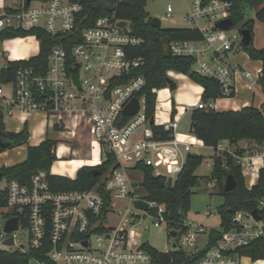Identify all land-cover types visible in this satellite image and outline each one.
I'll list each match as a JSON object with an SVG mask.
<instances>
[{
	"label": "built area",
	"instance_id": "obj_1",
	"mask_svg": "<svg viewBox=\"0 0 264 264\" xmlns=\"http://www.w3.org/2000/svg\"><path fill=\"white\" fill-rule=\"evenodd\" d=\"M163 1L167 15L171 16L175 10L172 0ZM185 3L183 19L192 23V28H197L202 37L171 41L169 51L192 58L193 70L217 80L225 98L236 94L239 80L246 82L252 91L260 85L264 95L262 67L253 72L232 61L231 55L243 49L241 32L231 34L228 31L231 27L216 26L218 21L230 17L231 0H185ZM83 9L81 0H3L0 36L4 32L45 30L56 36V42L43 71L39 70L41 64L27 63L30 58L10 61L21 63L11 81H0V110L4 117L21 114L27 119L41 115L47 128L43 140L57 141L54 146L57 158L63 157L62 140H72L81 132L91 134L90 144H100L105 154L113 153L120 166L105 182V191L111 199L109 209L102 218L105 198L95 188L54 191L45 170L35 173L30 184L10 180L6 186L5 208L13 212L11 217L18 218L19 228L8 233L4 223L0 224V248L8 246L5 242L12 236L14 243L10 246L24 252L39 248L49 240L48 256L54 264H150L152 256L134 225L139 217L150 215L155 226H168L167 209L165 204L149 201L137 192L129 167L141 163L150 166L156 176L175 178L193 147L205 144L191 133L178 134L180 122L175 118L157 124L170 132V138L155 134L146 114L145 95L138 96L147 79L141 73L133 74L144 64V58L132 56V50L144 39L134 33L131 22L120 18L116 10L82 26ZM36 34L33 35L37 38ZM74 74H78L79 83L74 80ZM134 97H138L140 109L126 116L123 109ZM196 107L211 109L214 105L212 101L200 100ZM257 107L264 118V99ZM122 115L128 119L124 121ZM66 146L71 151V146ZM211 148L213 156L230 154L236 159L248 188L257 183L264 170V142L247 140L244 146L235 147L224 140ZM102 160L98 158L97 165ZM207 164L212 170L213 159ZM138 199L150 204L148 211L135 206ZM126 201L129 205L124 216L129 217L132 226L122 228V221L117 226L110 225V215ZM130 204L141 214L132 210ZM151 209L156 213H150ZM255 209L258 219L253 210L237 211L232 227L223 230L217 245L207 250L198 264H240L242 256L236 250L264 237V197L257 200ZM187 225L186 231L177 232L174 237L179 243H175L173 250L197 254L201 250L197 239L204 232L203 225L189 222ZM21 227L26 230L25 244H17ZM29 264L45 263L31 259Z\"/></svg>",
	"mask_w": 264,
	"mask_h": 264
},
{
	"label": "trees",
	"instance_id": "obj_2",
	"mask_svg": "<svg viewBox=\"0 0 264 264\" xmlns=\"http://www.w3.org/2000/svg\"><path fill=\"white\" fill-rule=\"evenodd\" d=\"M84 9L80 15L82 26L92 24L99 16L117 11L120 18L131 22L134 33L142 37L144 42L132 50V56L144 58V64L133 74H143L147 79V84L138 96L145 95L146 114L148 119L155 116L157 93L159 90L168 87L166 78L169 71H175L188 75L193 81L203 86L202 101L208 103L223 97L221 84L210 77L202 76L193 70L194 60L186 56L174 55L169 51L168 44L174 40L200 39L201 32L192 27H161L156 28L151 24V17L146 11L147 0H81ZM230 17L233 19V27L241 25L242 28L249 29L252 34L250 45H243L252 60L262 62L264 72V48H257L254 42V26L256 20L264 23V0H231ZM249 5L256 9L255 18L245 19L244 7ZM37 33V34H36ZM36 34L40 41V50L36 56L31 57L27 63L41 64L39 70H45L47 66V56L56 36L45 30H31L4 32L0 39L25 37ZM67 36H65L66 38ZM20 61L9 62L8 66L1 69L0 81L7 83L14 78L15 68ZM132 74V75H133ZM176 87V86H175ZM174 87V88H175ZM232 93L230 97H234ZM175 112V108L173 109ZM124 121L128 117L123 116ZM152 128L156 135L162 138H170V132L165 131L161 126L153 123ZM192 134L201 140L206 146L217 147L222 141L227 140L232 146L239 147V142L243 140H256L264 142V118L258 107L251 105L240 110L218 111L214 108H193L191 112ZM30 131L26 124L21 131L13 132L6 129L4 118H0V140L11 139L14 141L12 147L27 145V157L24 161L11 166H2L1 177H6L7 181L18 180L24 184H30L32 176L40 170H45L49 175L50 186L54 191L80 190L88 191L97 189L105 198V207L102 218L106 217L111 199L109 193L105 191V182L112 175L113 170L120 166L115 155L107 152L102 163L97 165L99 174L93 173L90 165L82 166L78 169L75 178L51 173V167L57 159L54 146L57 141L46 138L38 145L29 144ZM0 144V153L5 151ZM243 152V150H239ZM204 156L191 153L187 156L182 171L175 178L166 176H156L153 169L145 164L137 163L129 167L131 173H140L141 180H134V185L143 188V197L149 201H155L166 205L165 218L168 221V228L182 233L188 229L187 217L191 209L192 188L198 186L199 176L196 170L203 163ZM228 175H232L237 181V187L226 191L225 183ZM209 180H215L219 192L224 196V203L218 208L221 219V229L212 228L209 231V239L206 246L197 254H189L184 249L165 252L144 242L143 246L150 252L152 261L150 264H198L205 252L215 247L222 236L223 230L232 227L233 216L239 210H254L257 207V200L264 197V170L255 185L248 188L240 165L236 159L230 155L213 156V166L209 175ZM7 190L0 191V207L7 206ZM156 213V210H150ZM26 222H23V226ZM171 232V231H170ZM171 235V234H170ZM49 240L39 248L30 249L24 252L20 249L7 250L0 248V264H29L31 259H37L45 264H54L48 256L50 249ZM240 256H248L252 260L264 259V237L254 240L247 246L236 250Z\"/></svg>",
	"mask_w": 264,
	"mask_h": 264
},
{
	"label": "rangeland",
	"instance_id": "obj_3",
	"mask_svg": "<svg viewBox=\"0 0 264 264\" xmlns=\"http://www.w3.org/2000/svg\"><path fill=\"white\" fill-rule=\"evenodd\" d=\"M190 1V0H189ZM172 4L174 6V12L171 16L167 15L166 11V2L163 0H157L156 2H152L151 0H147L146 11L148 12L150 17H158L162 22V27H192L193 24L187 22L183 19L184 14L186 12V3L185 0H172ZM3 5V0H0V6ZM256 9L245 5L244 7V17L245 19L255 18ZM256 38L253 42L254 45H261L264 43V23L256 20L255 26ZM241 30V25L236 27H231L228 31L230 33H234ZM40 42L34 35H27L25 37L19 38H5L0 39V71L5 68V59L8 56V53H11L13 50H16L17 54L20 55L21 59H28L33 56H36L39 53ZM240 55L244 56L246 53L243 49L239 52ZM233 56V54L231 55ZM232 58V57H231ZM236 63L239 61L235 60ZM195 69V68H193ZM168 76L172 79L175 78L176 72L170 71L168 72ZM176 80V78L174 79ZM5 122L9 123V117L5 116ZM187 120L188 117L181 122V127L187 130ZM51 135V134H50ZM92 140L91 134L88 132L78 133L77 136L72 140L62 141L66 145H70L72 147V151L64 150V152L60 154L63 156L62 158H57L53 163L54 170L57 169L59 171H66L72 168V164L70 163L71 158H87L86 162L90 166L91 158L90 151H92V156L103 159L105 157V151L102 149L100 144H94L91 146L90 142ZM19 147V146H16ZM11 151L12 155H18L17 148L10 147L7 148ZM95 149H97L95 151ZM22 152L25 153L23 150ZM214 150L211 148H199L198 146H194L191 153H197L199 155L204 154V160L201 166L196 170V174L199 176V184L198 186L192 188L191 192V209L188 213L187 222L191 224H202L204 228V232L199 234L197 239V245L200 249H203L208 243L209 239V231L212 228L221 229V219L218 213V208L224 203V196L219 192L218 185L214 184V181L209 180V175L211 173V166L207 163H212ZM72 153V154H71ZM1 168V167H0ZM130 175L133 180H141L142 175L140 173H131ZM7 178L0 177V191L5 189L7 186ZM136 187V185H134ZM136 190L138 193L143 194L144 190L139 185H137ZM129 205L128 201L123 204H119L118 210H116L115 214H111L109 218V224L113 226H117L120 221L122 228L131 227L129 217L124 216L125 208ZM132 210L141 214L139 210H137L134 205L130 204ZM119 210H121L119 212ZM13 212L9 209L0 207V224L5 223V221L12 216ZM123 218V219H122ZM154 219L150 215H144L137 219L134 228L141 235L140 240L142 242H148L155 248L167 251L173 250L175 243H179L177 238H174L170 235V229L165 225L155 226ZM26 230L24 227H21L17 232V244H25L26 240L24 235ZM4 249L13 250L16 249V246H3ZM241 264H264V259L252 260L248 256H243L241 258Z\"/></svg>",
	"mask_w": 264,
	"mask_h": 264
},
{
	"label": "crops",
	"instance_id": "obj_4",
	"mask_svg": "<svg viewBox=\"0 0 264 264\" xmlns=\"http://www.w3.org/2000/svg\"><path fill=\"white\" fill-rule=\"evenodd\" d=\"M255 26H256V22H255ZM17 38L21 39L22 37H17ZM255 38H256V33L254 29V40ZM255 47L264 48V43H262L259 46L255 45ZM18 59H21V57L20 55L17 54L16 50H13L11 53H8V56L4 60L6 64L5 67L8 66L10 61L18 60ZM235 60L239 61L240 64L236 63ZM232 61L253 72H255L257 69L262 67V62L259 60H252L247 52L244 54V56L240 55L239 53L233 54ZM175 78L176 80H174ZM175 78L173 79L176 84L175 88L171 89L168 86L156 91L157 101H156V111H155L154 120L156 124H161L162 122H165L172 118L178 119L180 123H179V128L177 129V133L180 135L190 134L191 112L192 109L196 107L197 103L202 99L203 86L193 81L188 75L182 73L176 72ZM236 87L237 89L234 97H228V98L221 97L216 99L215 101H212L214 105V109L218 111H225V110H240L243 107L251 106V105L257 107L264 99V95L261 91L260 85H256L255 89L252 91L247 88L246 82L239 80L236 84ZM174 108H175V112H173ZM185 117H188L187 125H186L187 130L183 129L184 127H181V122L183 119H185ZM26 124L28 125L30 131L29 144L38 145L39 143H41L47 131L46 125L41 115H34L27 119H24V117L21 114H16L12 117H9V123L8 124L6 123V129L8 131L18 132L21 131ZM192 136L195 137L193 134ZM246 142L247 140H243L239 142L238 145L244 146ZM197 146L203 149L211 148L210 146H206V145L201 146V144H198ZM15 148H17L18 155H12L11 151L8 149L0 153V167L11 166L18 162H22L26 159L27 145H21ZM23 150L25 151V153L22 152ZM71 151H72V147H71ZM91 154L92 151H90L91 164L97 165L98 157H94ZM201 155L205 156L204 154ZM212 155H214V152ZM75 159L76 158H71L70 163L72 164V168L66 171H59L57 169L54 170L52 165L51 173L68 176L70 178H75L77 175V171L80 167L89 165L86 162L87 158L86 159L77 158L78 161H76Z\"/></svg>",
	"mask_w": 264,
	"mask_h": 264
},
{
	"label": "water",
	"instance_id": "obj_5",
	"mask_svg": "<svg viewBox=\"0 0 264 264\" xmlns=\"http://www.w3.org/2000/svg\"><path fill=\"white\" fill-rule=\"evenodd\" d=\"M28 2H30V0H28ZM233 19L231 17H227L225 19H222L220 21L217 22L216 26L221 28V29H228L230 27L233 26ZM151 24L152 26L156 27V28H161L162 27V22L158 17H151ZM241 34H242V43L245 46L250 45L251 41H252V34L250 32L249 29L246 28H242L240 30ZM74 80L78 82V74H74L73 75ZM166 81L169 85V87L171 89H173L176 84L174 82V80L171 77H167ZM140 109V101L138 99V97H134L132 98V100L126 105V107L123 109V113L126 116H131L134 115L135 113H137ZM0 118H4V112L3 110H0ZM150 123L153 124L154 123V117L150 119ZM190 131L192 132V129H190ZM0 144L4 147V148H10L14 145V141L11 139H1L0 140ZM191 153H189L188 155H190ZM93 173L95 175L99 174V169L98 167L94 166L93 167ZM2 175V172L0 171V177ZM237 187V181L236 179L232 176V175H228L227 179H226V183H225V190L229 191L232 190L234 188ZM135 206L139 209L148 211L150 204L144 200V199H138L134 202ZM253 214L254 216L258 219L260 216L257 212V210H253ZM19 228V221L17 217H11L8 218L5 223H4V230L8 233H11L15 230H17ZM171 236L176 237L177 236V231L176 230H171L170 232ZM14 243V239L12 236H10L5 244L6 245H12ZM85 244H87V242H85Z\"/></svg>",
	"mask_w": 264,
	"mask_h": 264
},
{
	"label": "bare ground",
	"instance_id": "obj_6",
	"mask_svg": "<svg viewBox=\"0 0 264 264\" xmlns=\"http://www.w3.org/2000/svg\"><path fill=\"white\" fill-rule=\"evenodd\" d=\"M96 144L95 142H93L91 145ZM64 150H68V147L65 144H61V153L64 152ZM97 149H95L96 151ZM72 154V153H71Z\"/></svg>",
	"mask_w": 264,
	"mask_h": 264
}]
</instances>
